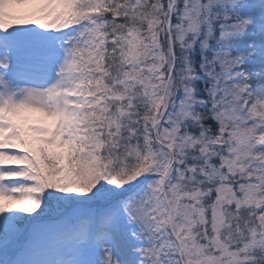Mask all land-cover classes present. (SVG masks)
Segmentation results:
<instances>
[{"label": "snow or ice", "instance_id": "6c2138e0", "mask_svg": "<svg viewBox=\"0 0 264 264\" xmlns=\"http://www.w3.org/2000/svg\"><path fill=\"white\" fill-rule=\"evenodd\" d=\"M0 264H264V0H0Z\"/></svg>", "mask_w": 264, "mask_h": 264}]
</instances>
